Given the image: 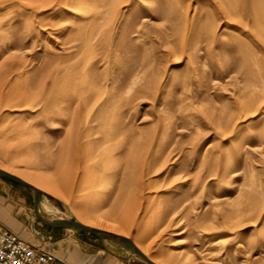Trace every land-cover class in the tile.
<instances>
[{
    "label": "rangeland",
    "instance_id": "374dc122",
    "mask_svg": "<svg viewBox=\"0 0 264 264\" xmlns=\"http://www.w3.org/2000/svg\"><path fill=\"white\" fill-rule=\"evenodd\" d=\"M0 168L156 264H264V0H0Z\"/></svg>",
    "mask_w": 264,
    "mask_h": 264
},
{
    "label": "crops",
    "instance_id": "0c3cea01",
    "mask_svg": "<svg viewBox=\"0 0 264 264\" xmlns=\"http://www.w3.org/2000/svg\"><path fill=\"white\" fill-rule=\"evenodd\" d=\"M12 184L19 183L0 176V226L53 252L56 264H148L144 259L113 253L102 241L95 243L96 236L92 234L94 239H91L88 232L44 225L34 214L33 200L31 209L23 205L11 192Z\"/></svg>",
    "mask_w": 264,
    "mask_h": 264
},
{
    "label": "built area",
    "instance_id": "2783aa9c",
    "mask_svg": "<svg viewBox=\"0 0 264 264\" xmlns=\"http://www.w3.org/2000/svg\"><path fill=\"white\" fill-rule=\"evenodd\" d=\"M56 260L53 252L0 226V264H56Z\"/></svg>",
    "mask_w": 264,
    "mask_h": 264
},
{
    "label": "water",
    "instance_id": "95a60500",
    "mask_svg": "<svg viewBox=\"0 0 264 264\" xmlns=\"http://www.w3.org/2000/svg\"><path fill=\"white\" fill-rule=\"evenodd\" d=\"M0 176L7 178L9 180H12L16 183H19L25 187H28L30 189H32L35 193L33 196V210H34V214L36 216V218L43 223L44 225H48V226H55V227H63V228H67V227H74L76 229L91 233L93 235H95L98 238H120L125 240L128 244L132 245L134 247V251L135 253L140 256L142 259H144L148 264H156L154 261H152L148 256H146L138 247L135 246V244L132 242V240L128 239L127 237L117 234V233H113V232H108L105 230H101L98 229L96 227H90L87 226L79 221H76L74 219H62V220H57V221H47L45 220L42 216L39 215L38 212V203L40 202L42 193L41 190L38 189L36 186L32 185L31 183L25 181L24 179L18 177L17 175H14L6 170L0 169ZM101 233H103V235H101Z\"/></svg>",
    "mask_w": 264,
    "mask_h": 264
},
{
    "label": "bare ground",
    "instance_id": "6f19581e",
    "mask_svg": "<svg viewBox=\"0 0 264 264\" xmlns=\"http://www.w3.org/2000/svg\"><path fill=\"white\" fill-rule=\"evenodd\" d=\"M1 169V168H0ZM4 170V169H3ZM19 177V176H18ZM45 207V209H46V211L48 212V214L50 215H48V214H46L45 212H44V210L42 209V206H41V203H40V205H39V210H38V212H39V215L40 216H42L45 220H47V221H57V220H62L61 218H58V217H56L55 215H53L52 214V212L50 211V207L49 206H44ZM82 223V222H81ZM84 224V223H83ZM86 225V224H85ZM87 226H89V225H87ZM90 227H93V226H90ZM71 228H74V227H72L71 226ZM99 229V228H98ZM102 230V229H101ZM136 246V245H135ZM128 247H129V249L136 255V257H138V258H140V259H142L140 256H138L136 253H135V251H134V247L132 246V245H130V244H128ZM137 247V246H136ZM140 249V248H139ZM142 251V250H141ZM143 252V251H142ZM144 253V252H143ZM145 254V253H144ZM146 255V254H145ZM147 256V255H146ZM149 257V256H148ZM150 258V257H149ZM151 259V258H150ZM152 260V259H151ZM153 261V260H152ZM156 263V262H155Z\"/></svg>",
    "mask_w": 264,
    "mask_h": 264
}]
</instances>
